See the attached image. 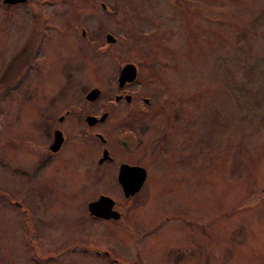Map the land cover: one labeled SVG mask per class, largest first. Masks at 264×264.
Listing matches in <instances>:
<instances>
[{"label": "rangeland", "instance_id": "1", "mask_svg": "<svg viewBox=\"0 0 264 264\" xmlns=\"http://www.w3.org/2000/svg\"><path fill=\"white\" fill-rule=\"evenodd\" d=\"M13 56L28 62L16 66L21 120L6 110L7 136L22 143L0 148V264H264V0H0V59ZM127 61L136 73L122 85L177 118L140 97L105 104ZM92 86L105 121L144 124L140 139L104 121L115 161L97 163L103 143L92 122L71 125V109L64 142L38 166L49 139L31 127L34 111L90 107ZM117 160L146 169L133 194ZM101 194L118 216L89 214Z\"/></svg>", "mask_w": 264, "mask_h": 264}, {"label": "flooded vegetation", "instance_id": "2", "mask_svg": "<svg viewBox=\"0 0 264 264\" xmlns=\"http://www.w3.org/2000/svg\"><path fill=\"white\" fill-rule=\"evenodd\" d=\"M83 35V33H81ZM42 36V35H41ZM36 46V45H35ZM16 55V54H15ZM37 56V55H35ZM19 60H22V58H20ZM10 63L8 64V62L4 65L2 60L0 59V127L1 125L4 123L5 121V124H3L2 126L5 127V131H6V137L3 136V138L1 139L0 141V148H4L5 147V144L6 142H9V138H11V140H16V144L18 146V144L22 143L20 137H18L19 134H14L10 137H8L7 135H9L10 133V129L8 128L7 126V122L8 121V118H7V113H6V110L9 106L10 110H12L13 112L11 113L10 115V118H9V121L10 122H19L21 120V116L18 115V109H21L22 107V104H21V93H19V88H20V78L18 77V74H17V69L19 67L20 69V66L21 68H24L25 65L27 64V60H24L23 62L20 63L19 65V62L18 61V57L17 59H15V57L13 56L11 58V60L9 59ZM17 63H18V67L17 66ZM16 64V65H15ZM12 67L14 69H12ZM8 69V70H7ZM24 74H26V72H23L22 73V77L24 76ZM133 80V79H132ZM132 80H128V85L130 82H132ZM117 90H114L108 94H111V95H107L104 99L106 100L105 101V104L107 105L108 103H113L112 101L115 100V101H128L129 102V99L130 98H135V97H140V99L143 100V102L145 103L143 106H155V107H159L161 108V106H164L166 108H168V112L170 111V118H177L178 117V114H179V111L177 110V108H170L169 106L170 105H167L165 103V101L162 100V98H157L155 95H152V94H148V95H144V94H141L139 93L140 91L137 90L136 87H129L127 86L126 84L124 85H121V86H117ZM90 88V87H87L85 88V91H83V95L85 96V92L87 91V89ZM83 89V88H82ZM81 91V90H80ZM132 91H134L135 93H133ZM100 94V93H99ZM10 95L13 96V99L10 97ZM99 95L96 96V101L99 99L98 97ZM117 97L116 99L114 97ZM6 97H8L9 100L5 99ZM28 97V96H26ZM80 97V96H79ZM98 97V98H97ZM5 99V100H4ZM10 99L14 100V101H10ZM2 101V103H1ZM7 101H10L8 103H6ZM154 101V102H153ZM89 103L87 106H90V107H87L86 108V104L85 105H80L81 106V109L79 110V108L77 107H73L74 105H72V107H70L71 105H68L67 107H65V109H59L57 113H50L51 111V108L47 109L46 112H41L39 113L38 110L34 111L36 112V114L38 116H36V118H38L37 120L33 119V123H31V127H37L39 130L37 132L38 135H45V138L46 139H49L47 143H45L44 145L46 146L45 148V155L44 157H42L41 155V152L40 154L37 156V161H38V166L40 165V163H45V161L47 160H51V154L54 155V153L57 152L58 148L61 146L60 144L62 142H64L65 140V134L62 132L63 131V126L65 125L64 122H65V119H67V116L70 113V110L72 109L75 113H74V119L73 120H69L71 125L75 128V123H77L78 127H82L81 124L86 123L87 121L85 120V116L86 114H92L94 117H95V120L92 121L91 125H89V123H86V125H89V126H92L95 128L94 132L96 134V136L100 139V141L103 143L102 147H101V151L102 149L105 147L107 149V154H109V157H106V158H103V159H100V155L99 157L96 159L97 160V163L101 162V161H105V162H113L115 161V157H114V154H112L108 148L105 146V144L107 143L105 137L102 135V133L104 132V121L107 120V116H108V112L105 111L106 108H103V107H94L93 106V103H95L94 100H87L86 103ZM151 102V103H150ZM127 103V102H126ZM150 103V105H149ZM98 105V102L96 103ZM102 105V102L99 103ZM77 105V104H76ZM128 105V103H127ZM84 106V107H83ZM129 106V105H128ZM139 105H137L136 108H131L132 111H138L140 110L139 109ZM103 108V109H102ZM61 111V113L59 112ZM103 112H106V115L100 119V118H97L99 117ZM125 112H126V109H125ZM33 113V112H32ZM127 113H129V111H127ZM126 115V113H125ZM42 119V120H41ZM106 122V121H105ZM130 122V121H129ZM129 122H127L126 124H119V125H114V124H108L107 125H110L114 134L117 136V137H129V139H134L135 142H137L140 138H139V135H138V132L140 131H143L145 129V125L144 124H141L139 126H137V124H133L131 125ZM130 124V125H129ZM40 127H42V130L40 129ZM1 129H3L1 127ZM58 129L60 131V134L62 135V140L60 141V146L57 147L55 150H52L51 147L49 146V144L52 142V139L54 138V132L55 130ZM24 131V130H23ZM22 134V133H21ZM2 134H0L1 136ZM163 139V135L160 136L159 138L156 139V141L161 144V140ZM108 144V143H107ZM164 144V143H163ZM163 144H161V146H163ZM6 149V148H5ZM3 156H0V163H7V159H3L2 158ZM121 162H126V161H119L117 160V167L115 169V171L117 172V169L119 167V163ZM128 164H139V163H136L134 160H132L131 162H127ZM140 165V164H139ZM36 166H34L33 168L35 169ZM38 170V169H37ZM27 172H28V169L27 168H22L20 169V173H22L21 175L24 177V175H27ZM34 174V173H33ZM146 174V172H145ZM34 176V175H33ZM146 177V176H145ZM115 178H116V173H115ZM112 208H115L116 210L119 211V213L121 212V208L115 204V202H113L112 204ZM118 208V209H117ZM97 218H100V217H97Z\"/></svg>", "mask_w": 264, "mask_h": 264}, {"label": "water", "instance_id": "3", "mask_svg": "<svg viewBox=\"0 0 264 264\" xmlns=\"http://www.w3.org/2000/svg\"><path fill=\"white\" fill-rule=\"evenodd\" d=\"M8 2H17V0H3ZM107 40H114L113 35H111L109 32L105 33ZM136 72V67L132 62L127 61L124 65L121 66V68L118 71L117 74V83L118 85H121L123 82L133 79ZM99 88L91 87L87 90L85 93V98L92 99L96 97V95L99 93ZM115 98H117L115 96ZM106 115V112H103L99 118L102 119ZM85 120L87 122H92L95 120V117L91 114H86ZM54 138L52 142L49 144V146L55 150L62 139V136L60 135V131L58 129L54 132ZM102 155L100 156V159L109 157V154H107V149L104 147L102 149ZM119 167L117 169L116 175H117V181L119 185L121 186L124 195L127 194H133V192L137 191L141 184L143 183L144 177H145V168L142 165L139 164H128L126 162L119 163ZM113 204V198L101 194L96 199H90L87 203V209L90 212V214H93L98 217H116L118 216V210L115 208H112Z\"/></svg>", "mask_w": 264, "mask_h": 264}]
</instances>
